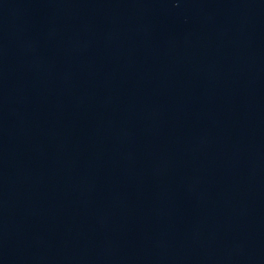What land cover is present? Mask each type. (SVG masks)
Wrapping results in <instances>:
<instances>
[{
  "label": "water",
  "instance_id": "1",
  "mask_svg": "<svg viewBox=\"0 0 264 264\" xmlns=\"http://www.w3.org/2000/svg\"><path fill=\"white\" fill-rule=\"evenodd\" d=\"M0 264H264V0H73L2 59Z\"/></svg>",
  "mask_w": 264,
  "mask_h": 264
}]
</instances>
